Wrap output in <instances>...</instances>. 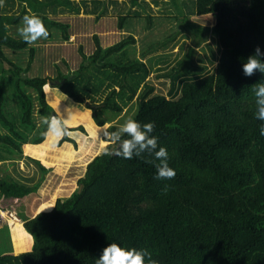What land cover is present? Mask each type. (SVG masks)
I'll use <instances>...</instances> for the list:
<instances>
[{
  "label": "trees",
  "instance_id": "trees-1",
  "mask_svg": "<svg viewBox=\"0 0 264 264\" xmlns=\"http://www.w3.org/2000/svg\"><path fill=\"white\" fill-rule=\"evenodd\" d=\"M27 1L48 28L50 39H70L71 25L46 13L65 7L78 14L79 6L71 0ZM129 1L134 8L145 2ZM171 3L178 14L177 31L141 56L185 31L195 34L196 42L203 33H211L221 48L214 73L187 84L179 100L147 99L154 92L148 84L140 97L134 120L154 122L153 135L159 147L167 149L175 178L155 179L158 161L145 162L154 159L148 154L130 160L110 152L97 156L63 206L61 221L53 226L50 219H40V228H31L33 250L15 256L10 231L1 233L7 236L0 246V264H96L110 243L148 249L158 264H264V136L260 134L264 121L256 119L254 93L255 86L264 83V74L257 71L247 77L242 71L257 46L264 50V0H193L188 14L212 15L211 28L190 22L180 0ZM25 15L0 12V162L21 160L26 144L42 143L48 127L44 120L53 111L46 101L45 81L26 76L37 48L10 30ZM126 18L120 16L119 30ZM94 40L91 51L79 48L75 69L66 60L64 69L57 64L52 82L72 103L95 106L87 107L103 128L134 101L150 70L137 55L133 34L106 47L98 35ZM5 49L29 53L28 62L10 61ZM191 63L192 50L187 65L198 71ZM70 131L85 129L67 127ZM64 140L72 141L68 134ZM41 167L47 174L49 169ZM37 190H25L17 197L22 201ZM19 216L15 221L26 219Z\"/></svg>",
  "mask_w": 264,
  "mask_h": 264
},
{
  "label": "rangeland",
  "instance_id": "rangeland-1",
  "mask_svg": "<svg viewBox=\"0 0 264 264\" xmlns=\"http://www.w3.org/2000/svg\"><path fill=\"white\" fill-rule=\"evenodd\" d=\"M71 1L80 7L78 14L65 7L49 8L46 13L50 18L71 25L70 39L63 41L59 36L57 39H41L30 45L36 47L37 51L26 76L41 77L45 81L46 101L56 116L68 119V128L83 126L85 131L68 132L72 141H65V135L58 139L46 136L40 144H26L23 159L0 162V190L4 194L0 199V212H3L0 213V235L4 233L5 226L11 227L14 233L21 234H15L16 239L12 240L15 256L33 250L34 235L31 228H40L38 220L50 219L48 221L53 226L61 221L59 214L78 189L79 180L85 176L89 164L97 156L112 151L110 133L117 131L127 119H135L146 84L154 88V92L147 99L163 96L168 100L177 101L187 84L202 81L214 73L221 53L218 40L213 34L203 33L202 40L196 42L195 34L185 31L180 33L175 41L167 42L146 56H141V53L150 50L177 31L178 21L176 22L175 18L178 14L171 0H161L158 4L153 0H145L141 6L143 8L131 7L129 0H117L114 4L111 0ZM180 1L185 6L190 22L199 28L213 27L215 19L212 15L188 14L192 9L193 0ZM22 11L26 15L33 14L27 0H4L3 7H0V12L5 15H19ZM124 15L127 17L125 26L123 30H119V18ZM97 17H101L100 20H97ZM148 17L152 18L151 22ZM22 26V20L17 25H10L11 33L17 39L21 38L18 29ZM128 34L135 36L137 55L147 64L150 73L134 101L115 121L100 128L93 120L91 108L86 104L72 103L73 100L61 94L62 92L49 82L56 76L57 64L64 69L63 60L69 62L73 69L78 67L79 48L84 46L86 51H91L95 45V35L99 36L100 43L106 47ZM191 50V64L198 68V71H192L187 65ZM5 53L13 62L20 59L26 65L29 60V53L24 55L9 49H5ZM11 108L14 109V103ZM102 148L105 149L99 153ZM41 166L49 169L47 174ZM35 187H38V190L22 201L17 197L25 190ZM19 215H24L26 219L15 221ZM4 236L5 234L0 236V246H4Z\"/></svg>",
  "mask_w": 264,
  "mask_h": 264
},
{
  "label": "clouds",
  "instance_id": "clouds-1",
  "mask_svg": "<svg viewBox=\"0 0 264 264\" xmlns=\"http://www.w3.org/2000/svg\"><path fill=\"white\" fill-rule=\"evenodd\" d=\"M3 5L4 0H0V7ZM22 24L23 26L18 29V34L28 45H33L41 39L47 40L50 36L48 28L39 16L25 15L22 18ZM242 71L247 77L255 75L257 71L264 74V50L257 46L255 52L243 64ZM254 93L256 119L264 121V83L257 84ZM44 123L48 126L45 136H53L58 139L68 134V119L52 115L45 118ZM154 131V122L141 124L129 118L117 131L110 133L113 148L108 154L128 160L143 158L144 154H148L154 159L145 162L151 164L158 161L155 163V179H174L176 171L169 166L168 151L164 147H159V139L153 135ZM260 134L264 136V125L260 128ZM96 264H158V261L152 258V253L148 249L126 248L118 243H110L103 249Z\"/></svg>",
  "mask_w": 264,
  "mask_h": 264
},
{
  "label": "crops",
  "instance_id": "crops-1",
  "mask_svg": "<svg viewBox=\"0 0 264 264\" xmlns=\"http://www.w3.org/2000/svg\"><path fill=\"white\" fill-rule=\"evenodd\" d=\"M99 127V126H98ZM1 214H3V212H0ZM2 229V228H1ZM3 229L4 230H9V231H11V233H12V236H11V243H12V240L14 241V238H15V234L16 233H14V231L11 229V227H8V226H5V228L3 227ZM11 229V230H10ZM17 236H21V234L20 233H18V234H16ZM16 239V238H15ZM12 247H13V244H12Z\"/></svg>",
  "mask_w": 264,
  "mask_h": 264
},
{
  "label": "water",
  "instance_id": "water-1",
  "mask_svg": "<svg viewBox=\"0 0 264 264\" xmlns=\"http://www.w3.org/2000/svg\"><path fill=\"white\" fill-rule=\"evenodd\" d=\"M23 76H24V75H23ZM49 83H51V84L54 85V86H55V84H56V83H54V82H52V81H50ZM86 105L95 108V106L91 105L89 102H86ZM52 115H56L54 111H52L51 116H52ZM80 189H81V186H80ZM9 215L11 216V213H9Z\"/></svg>",
  "mask_w": 264,
  "mask_h": 264
},
{
  "label": "bare ground",
  "instance_id": "bare-ground-1",
  "mask_svg": "<svg viewBox=\"0 0 264 264\" xmlns=\"http://www.w3.org/2000/svg\"><path fill=\"white\" fill-rule=\"evenodd\" d=\"M113 33H114V32H113ZM115 33H116V32H115ZM105 76L107 77V75H105ZM105 76H104V77H105ZM107 78H109V76H108Z\"/></svg>",
  "mask_w": 264,
  "mask_h": 264
}]
</instances>
